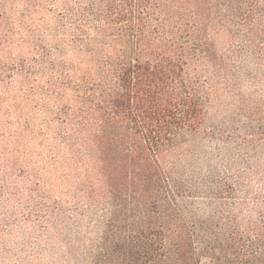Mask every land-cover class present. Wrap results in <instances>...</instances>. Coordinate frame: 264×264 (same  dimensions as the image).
Instances as JSON below:
<instances>
[{
  "label": "trees",
  "instance_id": "obj_1",
  "mask_svg": "<svg viewBox=\"0 0 264 264\" xmlns=\"http://www.w3.org/2000/svg\"><path fill=\"white\" fill-rule=\"evenodd\" d=\"M100 1L99 74L58 121L73 146L86 137L113 210L94 264H264V206L243 217L240 173L182 170L216 81L264 60V0Z\"/></svg>",
  "mask_w": 264,
  "mask_h": 264
},
{
  "label": "rangeland",
  "instance_id": "obj_2",
  "mask_svg": "<svg viewBox=\"0 0 264 264\" xmlns=\"http://www.w3.org/2000/svg\"><path fill=\"white\" fill-rule=\"evenodd\" d=\"M102 7L100 0H0V264H94L113 210L103 184L88 175L86 137L73 146L59 136L71 130L58 121L63 108L77 110L84 75L96 74L89 48L101 45ZM235 71L216 81L182 170L240 173L249 219L264 206V60L252 57ZM119 256L103 264L125 263Z\"/></svg>",
  "mask_w": 264,
  "mask_h": 264
}]
</instances>
